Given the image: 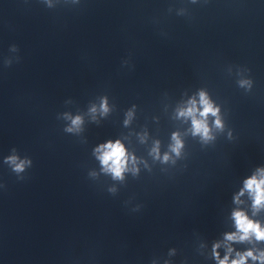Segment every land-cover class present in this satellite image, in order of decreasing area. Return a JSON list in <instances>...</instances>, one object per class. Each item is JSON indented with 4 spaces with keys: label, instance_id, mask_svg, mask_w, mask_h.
Masks as SVG:
<instances>
[{
    "label": "clouds",
    "instance_id": "1",
    "mask_svg": "<svg viewBox=\"0 0 264 264\" xmlns=\"http://www.w3.org/2000/svg\"><path fill=\"white\" fill-rule=\"evenodd\" d=\"M41 2H43V0H41ZM47 6L49 8L53 7L50 0H48ZM9 51L18 52V46L15 44L11 45ZM15 59L19 61L18 56ZM12 63L13 59H4V65L6 67L11 66ZM238 84L241 88L251 90L253 80L241 79L238 81ZM199 105L200 108L197 107V102L192 100L190 101V106L187 109L181 110L179 115L191 118L193 135H199L204 141H209L214 139V137L211 135L208 117H215L214 124L217 129L222 131L224 125L219 116V108L213 105L203 91L200 92ZM90 111L95 113L97 109L96 107H92ZM100 111L101 114H106L109 111L106 99H102ZM130 115L131 113H129V116ZM65 116L67 119H70V124L64 128V131L67 133L79 132L83 123L82 117L79 115L69 117L67 114H65ZM125 123H127V121H125ZM173 141L174 143L171 146V151L179 156L183 143L179 139L178 134H173ZM94 152L102 165L103 171L110 173L113 179H123L125 171L128 170V154L125 146L120 140H116L115 142L108 141L107 143L101 144ZM152 152L156 158H159L158 144L152 149ZM134 159L135 158H133V160ZM168 160L169 156L165 154L163 161L167 162ZM3 163L9 167L18 180H24V173L32 167L33 161L28 156L21 158L18 150L12 148L11 154L4 157ZM133 171L136 170L133 169ZM2 187H4V185H0V188ZM245 190L252 197L254 209L258 211L264 208V168L257 169L255 174L244 181V189L241 190L240 195H243ZM109 191L114 192L115 189H109ZM237 202H239L238 197ZM232 216L236 230L225 234L226 254L223 258L220 257L218 249L221 247V244L219 242L214 243L212 247V255L217 261V264H249V261H251L252 264H264V250L262 249L249 248L243 252L236 251L233 258L232 254L234 249L231 247V243H251L253 240L256 242H264V226H262L259 221L249 218L243 210L233 211Z\"/></svg>",
    "mask_w": 264,
    "mask_h": 264
}]
</instances>
